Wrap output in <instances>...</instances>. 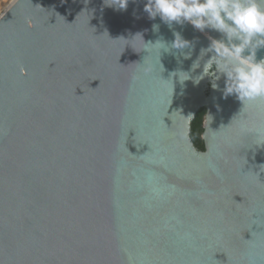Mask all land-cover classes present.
Masks as SVG:
<instances>
[{
  "label": "water",
  "instance_id": "water-1",
  "mask_svg": "<svg viewBox=\"0 0 264 264\" xmlns=\"http://www.w3.org/2000/svg\"><path fill=\"white\" fill-rule=\"evenodd\" d=\"M146 2L0 15V264H264V99L224 98L222 74L204 96L221 34Z\"/></svg>",
  "mask_w": 264,
  "mask_h": 264
},
{
  "label": "clouds",
  "instance_id": "clouds-1",
  "mask_svg": "<svg viewBox=\"0 0 264 264\" xmlns=\"http://www.w3.org/2000/svg\"><path fill=\"white\" fill-rule=\"evenodd\" d=\"M128 2L104 0L105 6L114 10H126ZM144 11L150 19L159 16L170 27L173 22L180 25L187 22L201 32L211 29L220 33L221 38H210V45L200 53L201 57L212 53L205 65H214L213 89L218 88L215 81L222 74L224 98L234 94L242 104L264 99V58H256L257 50L264 47V0H147ZM153 29L158 26L153 25ZM174 36L173 48L189 45L178 32ZM156 44L163 47L160 42L153 45ZM195 65L199 66L198 61ZM198 82L199 79L195 81ZM256 135L264 143V128L257 129Z\"/></svg>",
  "mask_w": 264,
  "mask_h": 264
},
{
  "label": "trees",
  "instance_id": "trees-1",
  "mask_svg": "<svg viewBox=\"0 0 264 264\" xmlns=\"http://www.w3.org/2000/svg\"><path fill=\"white\" fill-rule=\"evenodd\" d=\"M205 111L201 109L190 123L189 139L193 147L200 152H203V144L201 140L202 124L204 121Z\"/></svg>",
  "mask_w": 264,
  "mask_h": 264
},
{
  "label": "flooded vegetation",
  "instance_id": "flooded-vegetation-1",
  "mask_svg": "<svg viewBox=\"0 0 264 264\" xmlns=\"http://www.w3.org/2000/svg\"><path fill=\"white\" fill-rule=\"evenodd\" d=\"M213 72H215L214 65H212L211 63H209L208 66L205 69V72H204V74H206V75H204V79H205V83H206L205 87L206 88H204V90L202 91V94L204 96L207 95L208 89H209V87L211 85L210 82L213 81L212 78L214 79ZM207 80L209 82H206ZM201 139H202V136H201Z\"/></svg>",
  "mask_w": 264,
  "mask_h": 264
},
{
  "label": "rangeland",
  "instance_id": "rangeland-1",
  "mask_svg": "<svg viewBox=\"0 0 264 264\" xmlns=\"http://www.w3.org/2000/svg\"><path fill=\"white\" fill-rule=\"evenodd\" d=\"M14 0H0V15L8 8Z\"/></svg>",
  "mask_w": 264,
  "mask_h": 264
},
{
  "label": "bare ground",
  "instance_id": "bare-ground-1",
  "mask_svg": "<svg viewBox=\"0 0 264 264\" xmlns=\"http://www.w3.org/2000/svg\"><path fill=\"white\" fill-rule=\"evenodd\" d=\"M6 10H7V9H6ZM6 10H5V11H6ZM5 11H4V12H5Z\"/></svg>",
  "mask_w": 264,
  "mask_h": 264
},
{
  "label": "built area",
  "instance_id": "built-area-1",
  "mask_svg": "<svg viewBox=\"0 0 264 264\" xmlns=\"http://www.w3.org/2000/svg\"><path fill=\"white\" fill-rule=\"evenodd\" d=\"M15 1V0H14Z\"/></svg>",
  "mask_w": 264,
  "mask_h": 264
}]
</instances>
